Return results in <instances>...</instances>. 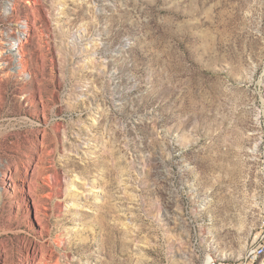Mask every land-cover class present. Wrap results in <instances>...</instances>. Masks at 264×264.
<instances>
[{
    "label": "rangeland",
    "instance_id": "obj_1",
    "mask_svg": "<svg viewBox=\"0 0 264 264\" xmlns=\"http://www.w3.org/2000/svg\"><path fill=\"white\" fill-rule=\"evenodd\" d=\"M0 188V264H245L264 0H0Z\"/></svg>",
    "mask_w": 264,
    "mask_h": 264
},
{
    "label": "bare ground",
    "instance_id": "obj_2",
    "mask_svg": "<svg viewBox=\"0 0 264 264\" xmlns=\"http://www.w3.org/2000/svg\"><path fill=\"white\" fill-rule=\"evenodd\" d=\"M59 129V128H58ZM60 130V129H59ZM87 143V142H86ZM18 165L19 164H15V171H18L17 169H18ZM25 165V168H26V174H28L29 173V169L27 168L28 166H27V164H24ZM12 168V167H11ZM13 173H15V172H13L12 171V174ZM10 175V178L13 176V175ZM16 174V173H15ZM14 174V175H15ZM57 178H56V184L57 185H60V182H61V176H60V174L59 173H57ZM13 179V178H12ZM1 189V188H0ZM58 191V190H57ZM55 242L57 243V244H61V242H62V237H61V235L60 236H58L56 239H55ZM44 246V245H43ZM45 250L46 249H44V247H43V249H42V253H41V256L39 257V252L35 249V246L34 245H32L31 243H30V245L29 246H25V248L22 250V257L24 258V260H27L28 262H29V264H62V262L60 261V259H57L55 262H53V255L52 254H48L47 253V251L45 252ZM211 259V258H210ZM209 259V260H210ZM30 260H32V262H30ZM23 262V261H22ZM23 264H25V261H24V263ZM65 264V263H64ZM263 264H264V262H263Z\"/></svg>",
    "mask_w": 264,
    "mask_h": 264
},
{
    "label": "built area",
    "instance_id": "obj_3",
    "mask_svg": "<svg viewBox=\"0 0 264 264\" xmlns=\"http://www.w3.org/2000/svg\"><path fill=\"white\" fill-rule=\"evenodd\" d=\"M245 260V264H254L259 260H261L260 264L264 262V220L261 225V230L253 241ZM207 264H219V262L217 259L211 258Z\"/></svg>",
    "mask_w": 264,
    "mask_h": 264
}]
</instances>
